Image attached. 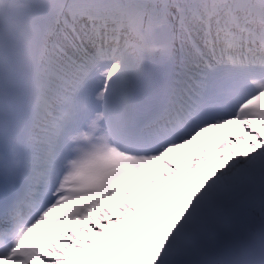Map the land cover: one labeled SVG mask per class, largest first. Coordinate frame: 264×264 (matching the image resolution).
I'll use <instances>...</instances> for the list:
<instances>
[{"label":"snow or ice","instance_id":"obj_1","mask_svg":"<svg viewBox=\"0 0 264 264\" xmlns=\"http://www.w3.org/2000/svg\"><path fill=\"white\" fill-rule=\"evenodd\" d=\"M0 264H264V0H0Z\"/></svg>","mask_w":264,"mask_h":264}]
</instances>
